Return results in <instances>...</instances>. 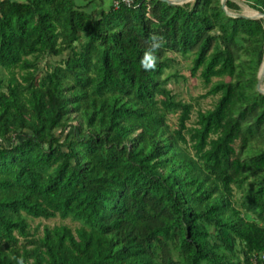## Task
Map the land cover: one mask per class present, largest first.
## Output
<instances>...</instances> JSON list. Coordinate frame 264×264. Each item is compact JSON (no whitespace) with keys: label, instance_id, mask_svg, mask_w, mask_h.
I'll return each instance as SVG.
<instances>
[{"label":"trees","instance_id":"1","mask_svg":"<svg viewBox=\"0 0 264 264\" xmlns=\"http://www.w3.org/2000/svg\"><path fill=\"white\" fill-rule=\"evenodd\" d=\"M221 1L95 13L0 0V264L264 254V18L231 16ZM244 1L264 14V0ZM175 55L215 99L191 125L193 106L164 76ZM50 57L60 59L41 69ZM54 218L74 225L32 226Z\"/></svg>","mask_w":264,"mask_h":264},{"label":"rangeland","instance_id":"2","mask_svg":"<svg viewBox=\"0 0 264 264\" xmlns=\"http://www.w3.org/2000/svg\"><path fill=\"white\" fill-rule=\"evenodd\" d=\"M175 2L184 4V3H192L194 0H173ZM237 6L238 10L234 12H229L233 15H243L245 17L254 18L257 14H253V12L258 13L257 11L249 8V6L245 3L244 0H232ZM252 13V14H251ZM174 62L171 66L165 70L164 76H171L167 88L172 92L175 96L176 100H181L186 103H190L193 106L191 119L188 125L193 124L196 119V113L199 110H207L210 109L215 99L212 97H204L207 92V88L202 83L201 79L198 77L192 78L189 73V68L191 66L190 60L187 58H183L181 56H173ZM60 58H47L45 60L40 61L39 66L41 69L46 68L48 65H53L59 61ZM262 90H264V86H262ZM177 114H170L168 117V124L171 128L176 125ZM76 124V122H74ZM247 218L251 219L250 215H247ZM37 224L53 226L56 224H66L73 226L69 220H60L59 218H54L50 220H42L36 219L32 221V226Z\"/></svg>","mask_w":264,"mask_h":264},{"label":"crops","instance_id":"3","mask_svg":"<svg viewBox=\"0 0 264 264\" xmlns=\"http://www.w3.org/2000/svg\"><path fill=\"white\" fill-rule=\"evenodd\" d=\"M76 5L85 6V9L90 12H99L101 9L109 7L113 0H74Z\"/></svg>","mask_w":264,"mask_h":264},{"label":"water","instance_id":"4","mask_svg":"<svg viewBox=\"0 0 264 264\" xmlns=\"http://www.w3.org/2000/svg\"><path fill=\"white\" fill-rule=\"evenodd\" d=\"M161 1H164L168 4H171V5H181V3H178V2H175L173 0H161ZM222 7L223 9L231 16H235V17H245L243 15H233L231 13L228 12L227 8H226V0H222ZM245 18H249V19H259V18H264V14L262 13H257V16L254 17V18H250V17H245ZM262 65H264V62H262ZM261 65V66H262ZM262 86H264V76L261 75V68H260V71H259V74H258V83H257V90L261 93H264V90H262Z\"/></svg>","mask_w":264,"mask_h":264},{"label":"built area","instance_id":"5","mask_svg":"<svg viewBox=\"0 0 264 264\" xmlns=\"http://www.w3.org/2000/svg\"><path fill=\"white\" fill-rule=\"evenodd\" d=\"M133 1L134 0H115L113 2V4H114V6H118L119 4L130 6L133 3ZM258 261H261L262 263H264V254H262L260 256H256L252 260L253 264H258Z\"/></svg>","mask_w":264,"mask_h":264},{"label":"bare ground","instance_id":"6","mask_svg":"<svg viewBox=\"0 0 264 264\" xmlns=\"http://www.w3.org/2000/svg\"><path fill=\"white\" fill-rule=\"evenodd\" d=\"M253 14H257V13L256 12H253ZM261 75L264 76V65L261 66Z\"/></svg>","mask_w":264,"mask_h":264},{"label":"clouds","instance_id":"7","mask_svg":"<svg viewBox=\"0 0 264 264\" xmlns=\"http://www.w3.org/2000/svg\"><path fill=\"white\" fill-rule=\"evenodd\" d=\"M153 39H155V37Z\"/></svg>","mask_w":264,"mask_h":264}]
</instances>
